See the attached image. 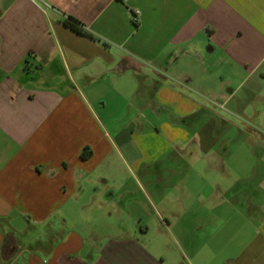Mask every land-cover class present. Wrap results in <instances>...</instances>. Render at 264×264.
I'll use <instances>...</instances> for the list:
<instances>
[{"label":"crops","instance_id":"crops-1","mask_svg":"<svg viewBox=\"0 0 264 264\" xmlns=\"http://www.w3.org/2000/svg\"><path fill=\"white\" fill-rule=\"evenodd\" d=\"M0 264H264V0H0Z\"/></svg>","mask_w":264,"mask_h":264},{"label":"rangeland","instance_id":"rangeland-1","mask_svg":"<svg viewBox=\"0 0 264 264\" xmlns=\"http://www.w3.org/2000/svg\"><path fill=\"white\" fill-rule=\"evenodd\" d=\"M232 146L234 148H236L238 146H242L241 140L240 141L239 140H236V141L233 140ZM91 221H92L93 225L96 226V227L106 226V225H108L110 223L108 220H104V219L94 220L92 218ZM134 221H135V219H134ZM73 222H74V226H75L74 229L77 230V231H81V229L86 226L85 224H83V222H80V218H79L78 215L73 219ZM16 226L18 227V229H22V224L17 222ZM23 237H24L25 242H27V240L30 237H32V234H25V235H23Z\"/></svg>","mask_w":264,"mask_h":264},{"label":"trees","instance_id":"trees-1","mask_svg":"<svg viewBox=\"0 0 264 264\" xmlns=\"http://www.w3.org/2000/svg\"><path fill=\"white\" fill-rule=\"evenodd\" d=\"M65 25L66 27H68L69 29H71L72 31H74L75 33L87 37L91 40L94 41H99L100 40L98 38H96L87 28L86 26L81 23L79 20L73 18L72 16H67L66 20H65Z\"/></svg>","mask_w":264,"mask_h":264},{"label":"built area","instance_id":"built-area-1","mask_svg":"<svg viewBox=\"0 0 264 264\" xmlns=\"http://www.w3.org/2000/svg\"><path fill=\"white\" fill-rule=\"evenodd\" d=\"M136 14H139V11H137ZM215 105L218 106V107H220V108H222V109H224L223 106H219V105H217V104H215Z\"/></svg>","mask_w":264,"mask_h":264}]
</instances>
